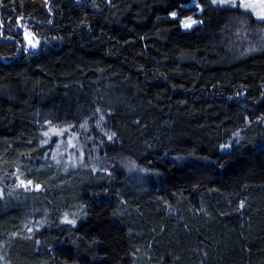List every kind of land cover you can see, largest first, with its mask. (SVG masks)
<instances>
[{"label":"trees","instance_id":"1","mask_svg":"<svg viewBox=\"0 0 264 264\" xmlns=\"http://www.w3.org/2000/svg\"><path fill=\"white\" fill-rule=\"evenodd\" d=\"M95 110L100 154L142 175L53 160L48 127ZM15 167L39 189L9 188ZM0 264H264V20L211 0H0Z\"/></svg>","mask_w":264,"mask_h":264},{"label":"rangeland","instance_id":"2","mask_svg":"<svg viewBox=\"0 0 264 264\" xmlns=\"http://www.w3.org/2000/svg\"><path fill=\"white\" fill-rule=\"evenodd\" d=\"M194 2L196 0H193ZM214 4L223 6H229L228 3H223L221 0H211ZM239 3V0H237ZM244 2L250 5V8L245 9L255 17L259 19L261 14H264V0H244ZM185 22H188L190 26L186 27ZM197 21L194 18L187 17L181 20V26L183 29H190ZM28 34V38L31 36ZM31 46L34 42L30 40ZM104 114L100 110H95L86 122L78 127V131L73 132L70 125H54L48 127L45 134L47 140L53 139L54 154L53 157L56 161L68 162L69 166H72V170H77V167H81V163L89 165L93 170H102L107 173L116 171H122L128 176L142 175L141 172H137L136 164L133 160L128 159H115L111 160L106 156H102L99 151V146L96 142L109 141L112 139L111 133L105 128ZM85 127V128H84ZM97 137H95V135ZM98 140V141H96ZM103 143V142H102ZM231 141L223 145V149L230 148ZM81 157V158H79ZM6 184L11 189H22L26 191H32L39 189L37 185L30 179H28L20 169L15 167L13 171L3 175ZM133 177V178H134ZM132 178V177H131ZM23 182V183H22Z\"/></svg>","mask_w":264,"mask_h":264},{"label":"snow or ice","instance_id":"3","mask_svg":"<svg viewBox=\"0 0 264 264\" xmlns=\"http://www.w3.org/2000/svg\"><path fill=\"white\" fill-rule=\"evenodd\" d=\"M221 2H223V3H228V4H230L231 6H234V7H243V8H245V9L250 8V5L246 4V3L244 2V0H239V3L237 2V0H221ZM259 19L264 20V14H261V15L259 16ZM185 26L188 27V26H190V25H189L188 22H185ZM22 183H23V182H22Z\"/></svg>","mask_w":264,"mask_h":264}]
</instances>
